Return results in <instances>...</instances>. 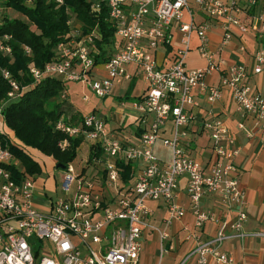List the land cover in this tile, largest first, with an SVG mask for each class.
I'll use <instances>...</instances> for the list:
<instances>
[{"label": "built area", "instance_id": "obj_1", "mask_svg": "<svg viewBox=\"0 0 264 264\" xmlns=\"http://www.w3.org/2000/svg\"><path fill=\"white\" fill-rule=\"evenodd\" d=\"M102 4L116 29L115 51L104 65L95 66L97 31L82 35L76 29L68 40L58 44L54 60L43 69L32 67L30 73L36 80L58 77L66 83H86L97 98L105 99L115 86L131 80L128 66L140 68L147 89L131 106L139 116L140 140L135 145L123 143L117 132H111L94 113L77 125L61 118L55 124L57 131L94 142L104 157L95 160L101 173L94 176L76 174L70 164L62 176L63 195L51 203L47 212L35 206L34 178L0 143V264H140L145 229L159 233L162 257L173 247L166 246L168 233L150 221L153 210L148 202L166 206V227L181 220L186 210L176 198L182 177H186L185 189L196 228L216 220L213 212L201 208L204 197L219 196L228 210H237L231 224L220 223L214 238L188 236L186 240H194L195 246L180 264L192 260L194 264H208L211 259L233 264V257L222 252L226 242L264 237V231L244 230L246 195L235 163L240 149L223 120L210 110L201 125L211 141L214 160L202 164L187 153L191 146L189 129L198 121L193 112L198 106L197 97L204 96L213 104L228 90L242 118L238 127L246 131L244 121L250 120L248 137L264 133V94L249 82L250 75L264 74V46L248 53L250 65H226L222 56L237 34L252 32L263 38L264 0H92L91 10L99 13ZM193 4L204 19L196 20ZM9 11L4 9L7 15ZM214 29L221 33L216 49H212L209 38ZM177 32L180 39L175 44ZM194 36L198 40L195 50L206 66L190 70L186 59L194 49ZM9 40V35H0V52L7 56L12 53ZM160 47L170 49L167 69H161L154 55ZM239 50L246 52L244 46ZM25 51L30 52L28 48ZM100 67L105 75L95 78ZM215 72L219 73V83L210 85L207 77ZM1 73L10 88L6 103L18 101L25 88L9 70L4 68ZM168 122L172 124L171 135L163 137ZM159 140L170 152L167 163L160 161L154 151ZM67 143L64 140L60 147L64 149ZM121 162L133 165V178L134 164L141 167L135 180L123 182Z\"/></svg>", "mask_w": 264, "mask_h": 264}, {"label": "crops", "instance_id": "obj_2", "mask_svg": "<svg viewBox=\"0 0 264 264\" xmlns=\"http://www.w3.org/2000/svg\"><path fill=\"white\" fill-rule=\"evenodd\" d=\"M10 12L14 11L10 10ZM204 18V15H202L200 11L196 14V20L200 21ZM209 38L212 49H216L221 40L220 30L214 29L210 33ZM179 39L180 34L177 32L175 34V44L178 43ZM197 45L198 40L194 36V49L192 51L198 52L195 50ZM240 46H244L246 48V52H241L239 50ZM260 46H264V36L260 39L252 32H249L244 36L237 34L234 41L224 49L222 56L225 59L226 65H250L251 60L248 53L258 49ZM154 55L161 69H167L170 66V49L160 47L154 52ZM204 62V64L200 65H191L188 69L192 70L203 68L206 66V61L204 60ZM127 71L131 74V80L126 81L129 84L126 94L130 97V100H125V96H122L123 98L119 96L118 101H116V96H112V93L105 99H99L96 97L95 108H93L91 112L89 111V113L85 116L91 113H96L106 123L110 120L113 123V127L109 130L111 132H117L123 143L135 145L138 144L140 140V131L142 134V129L139 125V116L137 113L130 108L124 111L117 107H113L112 105H109L106 108V102L107 105L108 103H111L123 106L124 104H128L127 102H130L129 104L133 105L135 102L140 101L137 99L139 97H143L146 93L147 84L142 77L141 69L136 66H128ZM104 75L105 72L100 67L96 70L94 77L99 78ZM138 81L143 83V87L138 95L133 96V91L135 90ZM207 82L210 85H217L219 83V73L215 72L208 76ZM249 82L252 86L264 94V74L250 75ZM134 98L137 99L134 100ZM64 100L66 103L64 105L65 117L69 120L72 119L74 125L81 123L85 116L80 115V112L75 109L72 103H70L67 84ZM197 102L198 106L194 107L193 112L196 113L198 121L189 129L191 146L187 149L188 155L196 161L206 165L214 160L211 141L207 134L202 130L201 125L206 113L212 110L217 117L223 120L231 135L236 139V143L240 149V154L236 158L235 163L239 171L238 180L240 187L246 195L247 205L245 209L246 220L244 223V230L247 233L264 231V133H256L254 136L248 137V131L251 130L250 120L244 121L246 131L238 127L242 118L237 112L236 104L228 90L223 92L221 100L213 104L208 103L204 96H198ZM171 128L172 124L171 122H168L165 130L163 131V137H169L171 135ZM94 145H96L94 142L83 139V142L77 150L76 159H91V148ZM82 149H84L85 155L84 157L79 158V151ZM154 151L160 161L164 163L170 161V152L168 149L163 147L161 140H159L155 145ZM33 156L35 159H44L43 161H45L46 164H50L54 169H56L54 164L55 162L52 160L53 158L43 156L36 151L33 153ZM103 157L100 159H103ZM94 166L97 169L95 172L85 174L86 167L83 166L80 173L87 176H94L101 170V167L97 166L95 163L93 164V167ZM134 168L136 177V175L141 171V167L134 164ZM64 171L66 170H63V172ZM63 172L62 176L64 175ZM54 175V173H49V177H53ZM32 177L34 178V176ZM135 177L132 181L135 180ZM34 180L36 184V179L34 178ZM38 186L39 185L36 184L34 198L35 206L39 211L44 210L43 212H47L50 210L53 200L44 190L46 184H43L42 190L39 189ZM185 186L186 177H182L178 183V195L176 202L185 208L186 214L181 220L174 221L169 227L165 226V219L167 218L166 206L162 202H148V206L153 210V215L150 221L154 226L158 227L161 231H166L169 235V238L166 241V246H172L173 249L166 254L173 255L174 253H178L179 257L181 256L184 258L191 250H193L195 246L194 240H186L188 236H191L192 238H200L202 240L214 238L219 229L220 223L227 222L228 224H231L236 218L237 210H228L219 196L214 195L204 197L201 203V208L204 211L213 212L216 216V220L207 223L203 228H196L194 225V216L191 211L190 199L186 193ZM222 252L233 257V264H264V237H251L246 239L244 242L230 240L222 246ZM158 253L160 256L158 257L159 259L157 258V264H162L164 255L161 257L160 235L157 231L145 229L143 233V249L140 257V264H154L155 257ZM191 264H194V260H192ZM208 264L220 263L211 259Z\"/></svg>", "mask_w": 264, "mask_h": 264}, {"label": "trees", "instance_id": "obj_3", "mask_svg": "<svg viewBox=\"0 0 264 264\" xmlns=\"http://www.w3.org/2000/svg\"><path fill=\"white\" fill-rule=\"evenodd\" d=\"M0 3V35L10 36L8 43L12 48L9 56L0 52V122L7 128L5 133L0 131V143L30 176L39 177L46 164L44 159L34 158L35 151L53 158L56 169L67 170L83 142L81 137H68L55 129V124L61 118L74 124L72 119L65 117V101H62L67 83L57 77L36 80L30 69H43L54 60L58 44L68 40L76 29L82 35L97 31L99 37L94 41V60L95 66H102L115 51L116 29L109 21L104 4L99 13L91 10L92 0H62V3L57 0H34L29 5L25 0H0ZM4 9L22 14L26 20L10 18ZM26 48L30 50L29 53H26ZM4 68L25 88L18 101L6 103L10 88L1 73ZM124 99L128 101L130 97L126 94ZM141 99L139 97L137 100ZM64 140L68 144L62 149L60 143ZM91 152L88 165L103 157L98 145L92 146ZM58 165L64 166V169L58 168ZM119 166L123 182H131L133 165L121 162ZM13 173L18 174L15 167Z\"/></svg>", "mask_w": 264, "mask_h": 264}, {"label": "rangeland", "instance_id": "obj_4", "mask_svg": "<svg viewBox=\"0 0 264 264\" xmlns=\"http://www.w3.org/2000/svg\"><path fill=\"white\" fill-rule=\"evenodd\" d=\"M193 10L195 15L199 13V8L197 5L193 4L192 5ZM10 12V11H9ZM10 18H18L22 20H26V18L20 14L14 12L9 13ZM187 63V68L190 67L191 65H200L204 64V60L199 56L198 52L196 51H190V53L187 56L186 59ZM99 77V76H96ZM58 78V77H57ZM60 79V78H59ZM129 84L128 82L123 83L120 86H115V88L112 91V96H116V101H118V97L121 96L123 98L126 94V91L128 90ZM143 87V83L141 81H138L135 90L133 91V96L138 95V93L141 92V89ZM67 90H68V95L70 99V103L73 104L76 110L80 112V115L85 116L86 114L91 112L93 108H95V103H96V96L91 90L88 88L86 83H67ZM123 96V97H122ZM85 99H88V102H85ZM65 101V100H62ZM128 104L122 105H117V104H111L106 102V108L109 105H112L113 107H117L120 110H128L129 108L131 109V104L130 102H127ZM66 104V103H65ZM96 114V113H95ZM67 116V115H66ZM1 121V119H0ZM107 128L111 129L113 127V123L108 120ZM0 131L2 133L7 132V128L5 127L3 122H0ZM85 151L84 149L79 151V158L84 157ZM88 159H75L72 163L71 166L74 169V173L78 174L80 171H82L83 166H85V174H89L91 172H95L97 169L93 164L88 165L87 164ZM88 165V166H87ZM99 169V168H98ZM62 172L63 170L59 169H54L52 165L50 164H45L43 165V170L41 175L34 176L36 179V184H38L39 189H43V184H46L45 191L48 193L49 196H51L52 200H57L60 198L63 193L61 189V184H62ZM100 172V171H99ZM49 173H54L55 175L52 177H49ZM66 171L63 172L65 174ZM101 173V172H100ZM42 212L44 210H41ZM159 253L155 257V262L154 264H157V258L159 257ZM159 259V258H158ZM184 257H179L178 253H174L173 255L171 254H164L163 259H162V264H180L182 263ZM192 261L187 262L186 264H191Z\"/></svg>", "mask_w": 264, "mask_h": 264}, {"label": "water", "instance_id": "obj_5", "mask_svg": "<svg viewBox=\"0 0 264 264\" xmlns=\"http://www.w3.org/2000/svg\"><path fill=\"white\" fill-rule=\"evenodd\" d=\"M58 168L64 169V166L58 165Z\"/></svg>", "mask_w": 264, "mask_h": 264}]
</instances>
